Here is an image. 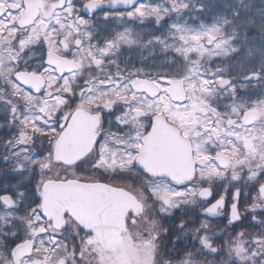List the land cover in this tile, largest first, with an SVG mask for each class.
Instances as JSON below:
<instances>
[{
    "label": "snow or ice",
    "instance_id": "obj_1",
    "mask_svg": "<svg viewBox=\"0 0 264 264\" xmlns=\"http://www.w3.org/2000/svg\"><path fill=\"white\" fill-rule=\"evenodd\" d=\"M207 8L0 0V264H264V11Z\"/></svg>",
    "mask_w": 264,
    "mask_h": 264
},
{
    "label": "trees",
    "instance_id": "obj_2",
    "mask_svg": "<svg viewBox=\"0 0 264 264\" xmlns=\"http://www.w3.org/2000/svg\"><path fill=\"white\" fill-rule=\"evenodd\" d=\"M239 0H205V3L208 5L207 10L205 13L201 15V20L204 23L210 24L212 22L213 16L218 13H227L228 9L232 6L238 4ZM247 3L251 5L250 14L259 18V13L264 11V0H246ZM200 21H196L199 23ZM250 38H255V43L259 44L260 42V34L255 29L249 30ZM245 51L242 50L240 56L238 58H243ZM236 61H232L235 63ZM226 63H228L226 61Z\"/></svg>",
    "mask_w": 264,
    "mask_h": 264
}]
</instances>
